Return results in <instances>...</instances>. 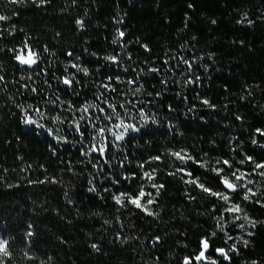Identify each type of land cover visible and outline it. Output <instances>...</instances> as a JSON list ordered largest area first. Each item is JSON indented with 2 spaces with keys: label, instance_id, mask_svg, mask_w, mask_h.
<instances>
[{
  "label": "trees",
  "instance_id": "1",
  "mask_svg": "<svg viewBox=\"0 0 264 264\" xmlns=\"http://www.w3.org/2000/svg\"><path fill=\"white\" fill-rule=\"evenodd\" d=\"M0 9V14L11 15L8 29H15L13 35L0 39V63L9 81L6 87L0 84V236L10 242L12 257L8 264H182L185 257L198 254L200 239L213 231L217 235L210 238V260L217 264H264V225L235 229L228 225L227 213H223L225 232L240 237L238 253L231 251L230 262L218 258L215 248L229 249L227 237L217 230L214 219L221 215V205L213 210V199L205 198L178 177L167 176V171L179 165L178 161L170 165L172 158L167 155L158 174V182L167 185V195L160 198L159 217H147L130 206L120 208L110 193L103 192L108 187L112 193L135 194L139 178L131 184L121 181L113 185L101 176L93 179V184L104 199L88 192V180L95 170L91 164L79 163V137L66 125L56 124L63 129L59 135L72 142L58 145L43 130L33 131L22 124L20 109L15 105L27 107L37 98L27 89L17 91L20 85L12 83H28L43 89L41 97L54 100L58 95L61 102L71 101L78 108L85 101L99 103L96 95L104 89L98 85L106 82L107 76L126 79L122 68L129 69V76L132 69L139 72L143 68L141 91L133 95L131 86L120 84L127 96L114 102L147 100V93L162 90L158 78L153 79L155 74H148L147 69L164 68L163 61L168 60V68L174 69L164 73L169 80L168 91L162 99L157 98L158 108L149 104L145 109L155 113L157 124L149 125V135L125 147L132 161L130 170L139 171L136 163L149 156L180 149L198 158L207 153L205 159L213 164L216 158H232L236 163L245 154L262 160L264 148L251 140L264 143V138L255 134V129H264V0H47L43 4L25 0L19 5L0 0ZM78 20L84 21L83 28L77 25ZM248 20L255 23L249 25ZM118 31H124L125 37L118 38ZM25 41L41 53L45 71L22 72L12 59L13 53L8 50H19ZM111 55L118 56L121 67L103 59ZM181 57L196 58L192 76L201 77L199 96L210 100L214 110L200 103L193 85L183 86L187 77L182 75L186 65ZM71 63L89 69L88 76L77 74L79 97L63 91L64 86L56 79L65 75V67L69 73L75 71ZM183 96L188 97L187 103ZM37 106L45 109V115L54 114L43 99ZM62 118L66 122L72 119L70 114ZM169 125L173 126L171 130ZM230 144L235 151H229ZM115 157L119 160L121 155ZM91 159L92 164L97 163L94 157ZM100 163L103 165V161ZM236 166L249 169L247 164ZM103 167L107 171L108 166ZM111 167L113 178H118L121 169L115 161ZM195 175L202 181L207 177L210 185L223 191L211 173L195 169ZM185 191L197 199L187 200ZM233 200L241 203L235 195ZM242 206L255 220H264V208L247 202ZM29 225L35 235L26 238ZM249 231L254 235L248 236ZM156 237L160 242L153 244ZM241 237L249 241L247 247ZM25 252L33 259H28Z\"/></svg>",
  "mask_w": 264,
  "mask_h": 264
},
{
  "label": "snow or ice",
  "instance_id": "2",
  "mask_svg": "<svg viewBox=\"0 0 264 264\" xmlns=\"http://www.w3.org/2000/svg\"><path fill=\"white\" fill-rule=\"evenodd\" d=\"M36 3V0H32ZM41 4L46 3L47 0H40ZM8 4L19 5L25 3V0H7ZM193 7L189 5V8ZM2 11V9H0ZM15 14V13H12ZM11 19V15L0 14V39H3L6 35H13L15 29L9 30L7 27L8 21ZM247 19V16H245ZM77 25L80 28L84 27V21L78 20ZM213 24L216 23L215 20L212 21ZM238 23H243V21H238ZM249 25L255 23V21L248 20ZM125 37L124 31H118V38L122 39ZM113 40V43H116ZM145 51H150L147 45H142ZM2 50V48H0ZM9 52L13 53L12 59L20 67L22 72H36L37 69L45 71L43 67V60L41 53L34 50L27 41L24 42V46L17 49H9ZM47 53L49 50L45 47L43 50ZM69 56L73 54L68 53ZM2 59V58H0ZM78 59V58H77ZM104 60L109 61L111 64L121 67L120 60L117 55L105 56ZM131 60V56H128ZM172 59H175L173 57ZM202 59V57L200 58ZM182 63L186 65L183 70L182 75L186 76L187 79L184 80L183 86L193 85V91L200 103L209 108L215 109V105L208 99H202L199 96V87L201 77L195 76L193 78V65L196 58L192 60L180 58ZM147 63V62H146ZM165 67H149L147 69L148 74H155L152 78L157 79L161 85V91H156L155 93L149 92L147 96L150 99L138 100V99H122L119 104L115 103L117 97H125L127 93L124 92L122 88L119 87L120 84H125L131 86V91L133 95L139 93L141 88H143L144 83L142 81L145 75V70L141 68L139 72L136 69H132V75L129 76V69L124 67L122 71L127 77L122 79L120 75L113 78L111 75L107 76V81H101L98 87L103 88L104 91L99 92L96 95V100L99 103H88L85 101L80 107H76L71 101L61 102L60 97L57 95L54 100H49L47 96L41 97L43 89L30 86L28 83L20 84V80L12 81L13 84L20 85L17 91L21 89H27L28 94L35 96L37 99L34 104H28L25 107L23 104H16L15 106L20 109L21 112V122L22 124L29 126L33 131L37 129L43 130L49 137L56 141V143H72L68 141L67 137H62L59 133L63 130L61 128L55 127L56 124L66 125L68 130L78 136L79 139L76 143L81 145L79 155L82 159L79 161L81 164H91L92 168L95 170V175L92 179L88 180L87 191L90 193H95L100 196L103 200L104 197L101 195L100 190L93 184V179L99 180L103 176V180H107L110 184L119 185L121 181L126 184H131L132 181L139 178L140 183L136 185L135 194L132 192H119L112 193L111 189L108 187L103 188V192L110 193L111 198L114 200L115 204L120 208L131 207L132 210L138 211L147 217H159L160 216V198L162 195H167V185L165 183L158 182V174L163 171L160 165L165 159V155L171 157L169 164L172 165L175 162H179L178 166H174L171 170L166 172V175L172 177L173 179L179 178V180L189 186H194L195 190L204 194L205 198L213 199L212 209L215 210L217 205H221V215L214 216L217 221V230L223 233L228 240H234L230 234L225 232V216L223 213H227V219L239 229H245V227L255 228L257 223L264 225V220L257 221L252 218L246 209L242 206L243 202L248 204L257 205L264 208V159L257 160L253 156L244 155V158L233 162L232 158H216L213 164L210 160L205 159L207 153L199 154V158L192 154L187 149H180L177 151L167 150L166 153H161L158 155L149 156L144 161H138L136 163V170H130V165L132 161L129 160L128 154L125 152V147L128 143H131L134 139H143L145 135L150 134L149 125H156L157 120L155 113L151 110H145L147 105H153V107H159L156 103L157 98H161L168 91L169 80L165 78L164 73H172L173 68H168V60L163 61ZM70 67L75 71L69 73L67 67L64 68L65 75L62 77H56L62 84L63 91L73 94L77 97L80 96L79 86L80 81L76 79L77 74L82 73L84 76L89 75V69L78 63H71ZM175 67H179L176 65ZM21 80L23 77L20 78ZM31 80V76L28 78ZM7 80L5 74H3V64L0 63V84L6 87ZM173 83H178L173 81ZM108 93H114L115 96H110ZM177 97L180 98V93H177ZM183 101L188 102V97L183 96ZM41 99L43 103L49 106L50 113L45 115V109L37 106ZM139 105V107H138ZM62 108V111H61ZM169 111H174L171 105H167ZM189 111H193V108H189ZM71 115L72 119L70 122H66V115ZM78 114V115H77ZM34 116L38 118H34ZM240 119V117H237ZM47 120V124L41 121ZM51 125V126H49ZM173 126L169 125V130ZM39 134V133H37ZM255 134H258L261 138H264V129H255ZM85 141H91V143H85ZM253 145H257L264 148V143H260L257 139L253 138L251 140ZM123 145L124 147H122ZM119 149L121 152V157L116 160L115 150ZM53 155H55V149H52ZM229 151H235L229 145ZM95 158L97 163L92 164V159ZM103 161V165H107V171H105L103 165L100 163ZM116 162V167L121 169L118 178H113L112 176V163ZM155 164L156 167H150ZM239 165H249V169L242 170ZM69 170L71 171V161H69ZM192 165V168H189ZM195 169H203L205 173H211L213 179L216 180L223 191L218 190L216 185H210L207 177L202 181L200 176L195 175ZM127 173V174H125ZM101 180V183H103ZM44 183L47 181H39ZM57 182V181H52ZM233 195L238 197L241 203H236L233 200ZM184 196L187 200H196L197 197L192 195L190 192L185 191ZM65 198H67V193H65ZM69 203L71 201L69 200ZM155 205V209L152 207ZM119 211V208L117 209ZM243 220L244 223H237V221ZM107 223V221H105ZM35 233L32 231V226L29 225V230L25 233V237H32ZM217 231L211 232L208 236L202 237L199 241V252L194 257H185L182 264H193L196 261L197 264L201 261H208L209 264H217V261L210 260L209 249L212 248L210 243V238L215 237ZM248 236L254 235V232L249 231ZM119 238V234H118ZM242 243L245 247L249 245L248 240H244L241 237ZM160 237H156L153 244L159 243ZM9 240L0 236V264H8L12 257V253L9 249ZM93 248H98L97 245L93 244ZM229 250L238 253L236 243L234 242L229 246V249L225 248H215L214 251L222 257L225 261H231L229 256ZM24 255L28 259H33L28 256L27 252ZM256 264V262H253Z\"/></svg>",
  "mask_w": 264,
  "mask_h": 264
},
{
  "label": "rangeland",
  "instance_id": "3",
  "mask_svg": "<svg viewBox=\"0 0 264 264\" xmlns=\"http://www.w3.org/2000/svg\"><path fill=\"white\" fill-rule=\"evenodd\" d=\"M184 78H186V76H184ZM45 121H47V120H45ZM44 121V122H45ZM122 147H124L123 145H121ZM125 150V149H124ZM115 155H117V156H119V155H121V152H120V150L119 149H116L115 150ZM229 224V226H231V225H233L231 222H228ZM237 223H244V221L243 220H241V221H237ZM246 228V227H245ZM235 229H239V228H236L235 227ZM239 230H242V229H239ZM244 230V229H243ZM242 230V231H243ZM228 240V239H227ZM240 240V237L239 236H234V240H228L227 241V244L230 246V245H232L234 242L235 243H237L238 241ZM226 249H228V248H226ZM229 255H231V251L229 250Z\"/></svg>",
  "mask_w": 264,
  "mask_h": 264
},
{
  "label": "water",
  "instance_id": "4",
  "mask_svg": "<svg viewBox=\"0 0 264 264\" xmlns=\"http://www.w3.org/2000/svg\"><path fill=\"white\" fill-rule=\"evenodd\" d=\"M210 252H211V248L209 249V253L207 254L208 256H209ZM217 256H218V258H222V257H220L218 254H217ZM227 262H229V261H227ZM202 263H204V264H209L208 261H201V262H199V264H202Z\"/></svg>",
  "mask_w": 264,
  "mask_h": 264
}]
</instances>
